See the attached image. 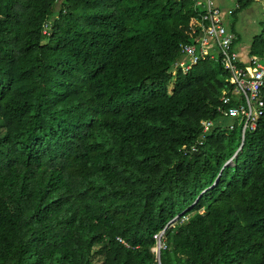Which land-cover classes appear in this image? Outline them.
<instances>
[{
    "label": "trees",
    "instance_id": "obj_1",
    "mask_svg": "<svg viewBox=\"0 0 264 264\" xmlns=\"http://www.w3.org/2000/svg\"><path fill=\"white\" fill-rule=\"evenodd\" d=\"M197 17L193 0H0V264H264V112L244 131L219 112V60L176 66Z\"/></svg>",
    "mask_w": 264,
    "mask_h": 264
},
{
    "label": "built area",
    "instance_id": "obj_2",
    "mask_svg": "<svg viewBox=\"0 0 264 264\" xmlns=\"http://www.w3.org/2000/svg\"><path fill=\"white\" fill-rule=\"evenodd\" d=\"M197 8L198 17L192 27L194 41L182 43L181 51L184 52L189 61L181 60L177 67L190 69L199 60L212 58L219 60L229 71V83L223 91L219 112L228 117L243 116L245 119L243 130L255 129L259 117L264 112V55L250 54L245 62L242 61L240 53L234 45V38L228 32L223 23L222 10L218 0H193ZM264 3V0H261ZM51 23L48 22L44 29L49 33ZM236 97L243 102L233 105L232 98ZM204 131L213 125V120H204ZM233 127V125H231ZM204 136L198 139L202 144ZM199 144L184 146L185 154L195 151ZM164 234L158 235V249L166 247L161 241Z\"/></svg>",
    "mask_w": 264,
    "mask_h": 264
},
{
    "label": "rangeland",
    "instance_id": "obj_3",
    "mask_svg": "<svg viewBox=\"0 0 264 264\" xmlns=\"http://www.w3.org/2000/svg\"><path fill=\"white\" fill-rule=\"evenodd\" d=\"M220 5L224 15V23L228 30L234 36L240 37L238 47L245 46L249 49L254 37L260 34L264 26V4L255 1L247 8L238 9L235 0H220ZM232 24H235L234 30H232ZM155 248H158V246ZM155 251L158 254L157 249Z\"/></svg>",
    "mask_w": 264,
    "mask_h": 264
},
{
    "label": "crops",
    "instance_id": "obj_4",
    "mask_svg": "<svg viewBox=\"0 0 264 264\" xmlns=\"http://www.w3.org/2000/svg\"><path fill=\"white\" fill-rule=\"evenodd\" d=\"M218 3H219V5H220V0H218ZM220 7H221V5H220ZM237 8H238V5H237ZM231 27H232L233 30H234V28H235V24H232ZM227 28H228V27H227ZM228 31H229V30H228ZM229 33L233 36V38H236L237 42L235 43V48H236V50H238V52L240 53V57H241L242 61L245 62V61L247 60V58H248V55L251 54V53H250V48L248 49V48L245 47V46H240V47H238V42L240 41V37L237 36V35L234 36L230 31H229ZM250 47H251V46H250Z\"/></svg>",
    "mask_w": 264,
    "mask_h": 264
},
{
    "label": "water",
    "instance_id": "obj_5",
    "mask_svg": "<svg viewBox=\"0 0 264 264\" xmlns=\"http://www.w3.org/2000/svg\"><path fill=\"white\" fill-rule=\"evenodd\" d=\"M236 155V154H235ZM231 160H232V158L227 162V163H229V162H231ZM183 213V212H182ZM179 216V215H178ZM178 216H176V218L178 217ZM155 249H157V251H158V254L160 255V251H159V249L158 248H155ZM154 249V250H155ZM159 261H160V259H159Z\"/></svg>",
    "mask_w": 264,
    "mask_h": 264
}]
</instances>
